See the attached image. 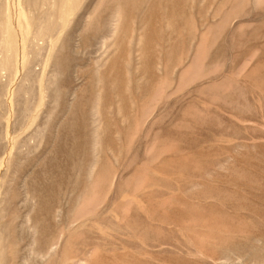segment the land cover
Returning a JSON list of instances; mask_svg holds the SVG:
<instances>
[{
	"label": "rangeland",
	"instance_id": "rangeland-1",
	"mask_svg": "<svg viewBox=\"0 0 264 264\" xmlns=\"http://www.w3.org/2000/svg\"><path fill=\"white\" fill-rule=\"evenodd\" d=\"M0 264H264V0H0Z\"/></svg>",
	"mask_w": 264,
	"mask_h": 264
}]
</instances>
